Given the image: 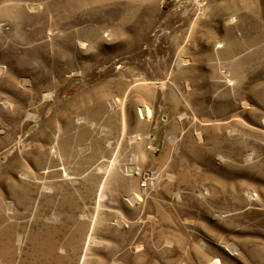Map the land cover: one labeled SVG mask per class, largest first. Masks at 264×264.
I'll list each match as a JSON object with an SVG mask.
<instances>
[{
	"label": "rangeland",
	"instance_id": "1",
	"mask_svg": "<svg viewBox=\"0 0 264 264\" xmlns=\"http://www.w3.org/2000/svg\"><path fill=\"white\" fill-rule=\"evenodd\" d=\"M96 217L85 264H264V0H0V264Z\"/></svg>",
	"mask_w": 264,
	"mask_h": 264
},
{
	"label": "bare ground",
	"instance_id": "2",
	"mask_svg": "<svg viewBox=\"0 0 264 264\" xmlns=\"http://www.w3.org/2000/svg\"><path fill=\"white\" fill-rule=\"evenodd\" d=\"M141 113H143V111H141ZM147 113L149 115L151 113V111L148 110ZM116 162H117L116 158L111 160V164L109 165V167L107 169V172H106L108 175L111 174L116 169V165H117ZM105 188H106V183L104 182V183H102L101 188H100L101 190H100L99 198H98L100 202H101V200L104 197L103 193H104ZM98 207L100 209V203H99ZM96 223H97V217L93 221V224H92V227H91V231H90V234H89V237H88V241H87V244H86L85 256L83 257V260H82V263L81 264H85V262L87 261V256H86L87 255V252H88L89 248L91 247V245L93 244V242H95L94 241L95 239L93 238V232H94ZM2 258L6 260V257L3 256Z\"/></svg>",
	"mask_w": 264,
	"mask_h": 264
},
{
	"label": "built area",
	"instance_id": "3",
	"mask_svg": "<svg viewBox=\"0 0 264 264\" xmlns=\"http://www.w3.org/2000/svg\"><path fill=\"white\" fill-rule=\"evenodd\" d=\"M149 148H152V146H149ZM144 182H146V181H144ZM144 184H146V183H144Z\"/></svg>",
	"mask_w": 264,
	"mask_h": 264
}]
</instances>
